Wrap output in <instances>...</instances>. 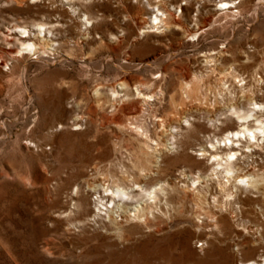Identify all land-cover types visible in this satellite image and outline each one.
<instances>
[{
    "label": "rangeland",
    "instance_id": "1",
    "mask_svg": "<svg viewBox=\"0 0 264 264\" xmlns=\"http://www.w3.org/2000/svg\"><path fill=\"white\" fill-rule=\"evenodd\" d=\"M164 1L177 28L147 33L150 18L140 0H0V264H264L263 197L240 188L221 194L206 177L211 159L199 151L238 129L223 118L225 96L214 88L205 59H216L214 71L233 68L241 77L261 71L264 0H233L239 3L226 9L219 7L223 0ZM37 25L49 30L54 48L12 57L21 47L18 28L34 33ZM193 76L207 99L196 106L178 92ZM135 87L153 97L133 95ZM112 89L120 96L133 91L112 102ZM160 117L164 134L153 121ZM183 118L193 123L186 127ZM140 124L146 135L155 131L173 144L161 152L159 177L181 185L188 180L182 170L200 176L201 185L209 180L208 198L198 207L179 188L161 204L160 218L148 217L144 225L117 216L122 230H115L94 215L96 196L88 185L96 186L144 138L143 129L133 131ZM259 143L241 151L243 169L264 170V140Z\"/></svg>",
    "mask_w": 264,
    "mask_h": 264
},
{
    "label": "bare ground",
    "instance_id": "2",
    "mask_svg": "<svg viewBox=\"0 0 264 264\" xmlns=\"http://www.w3.org/2000/svg\"><path fill=\"white\" fill-rule=\"evenodd\" d=\"M140 2L142 3V5L146 9L145 15L147 14V16H149V18H150V25L148 26V30H144L142 32L148 33L150 31H152L153 28L155 30H157V28H160V27L162 30L163 29H169L171 26L173 28L174 27L177 28V25L175 24V22L172 21L173 16H171V14H170V8L169 7L167 8L165 6L166 4H165L164 0H140ZM235 3H237V2L233 1V0L232 1H224L223 0V2H221L219 7L221 9H226V8L234 6ZM238 3H239V1H238ZM83 21L85 24L88 25L89 21L87 19V16H84ZM17 31H18V33H20V35H22L19 38H17L21 47L12 57H15V55L17 57L18 55H21L24 51H25V53H29V52L32 53L33 51H36L37 49L41 48V49L45 50V48L49 49V47L52 48L53 45H56L55 43L53 44L52 42H48L50 40V37L49 38H47V37L50 35L49 34L50 32H49V30H47V28L44 25H37L36 26V32H34V33H32L29 29H26L25 27H19ZM22 50H23V52H22ZM206 58H209L207 60L205 59L206 66H207L206 68H208L207 63L211 67V68L209 67L210 70H207V71H210L211 74L215 75V76H212V77H214L213 79L215 82L214 88H217L218 91L219 90L223 91V93L221 92L222 93L221 95L225 96V97H223L224 100L221 102L222 103V109L224 108V111L222 110L224 112L223 113L224 115L223 114L222 115L225 117H223V118H229V119H232L238 123V129L228 131L220 139H218V140L215 139L214 141L212 140L213 142L211 141L209 143V146L200 148V150H199L200 155L202 157L207 155V156H209L208 160L211 159V165L212 166L210 168V172L208 173V175L206 177L208 179H211L214 181L216 180L217 182L216 181L215 182L217 183L216 185H218L219 191L221 192V194L224 193L227 197H228V195L232 194L231 188H237V189L240 188L243 191L253 189L254 191H252V190L251 191L256 192V194L258 193V195H261L263 197V200H264V170H262L261 168H260L261 169L260 170L259 168H256V166L255 167L253 166V168H251V169H248V168L243 169L245 167L242 168V166H240V164L238 163V156L241 155V151H246V152L249 151L250 152L251 149H253V147H252L253 145L257 146V144H256L257 141H258V144H260L259 140H264V66L261 67L262 72L260 70H258V68H257V69L252 70L251 73L248 74L247 76L241 77L242 75H239V73L238 74L235 73L237 70L235 69V71H234L233 68L232 69L230 68L228 70V72L226 71V69H224L226 72H223L224 70L220 66H218L220 68L219 69L216 68L217 71H214V68L217 64L216 59L213 58L211 55L210 56L208 55ZM247 61H248V59H247ZM202 76H200L199 78H201ZM195 77L196 76H193V78L189 81H184L183 83L180 82L181 84L179 85V88H178L179 91L178 92H180V96L183 95L182 97H184V99L187 98L190 102H194V104L196 106L197 103L199 105H200V103L203 104L202 102H205V100H207V99L204 98L205 94L203 95L200 92L201 85L199 87V84H198L200 81L198 82L197 81L198 79H196L198 76L196 78ZM206 78H207V76H206ZM140 84H142V83H140ZM151 85H153L152 81H151ZM151 85L149 84V86H151ZM159 86H161V84ZM229 86L231 88L235 87L237 90H235V92L232 91L233 92L232 93L229 90V89H231V88H229ZM124 87H125V85H124ZM140 88H141V85H140ZM202 89H203V87H202ZM122 90H121V92H122ZM127 90H128V88H127ZM127 90L125 92L123 91L124 93L121 94V96H122V98H121V96L116 92L117 90L115 91L112 89L110 91V96L107 99L114 102L115 100L120 101L124 98H127L128 95L130 94L129 92L133 91V90H130L128 92ZM134 90L135 91L133 92L134 93L133 95H135V96L139 95L145 101L151 97V95H147V94L144 95L142 92L140 93V91L138 90L137 87H135ZM233 90H234V88H233ZM97 93L98 92L95 91L96 95H97ZM158 94H160V91ZM217 94H220V93H217ZM172 95H174V94H172ZM131 97H133V96H131ZM152 97H153V95H152ZM172 98L173 97L170 98L169 102L172 106H174V105L176 106L177 103L175 104L174 103L175 101H173ZM145 101H143V102H145ZM216 101H215V103H216ZM242 101L245 102L248 107L242 108V106L244 105V103H242ZM206 103H205V105H201V107H203V106L206 107ZM212 104H213V101H212ZM120 105H121V103H120ZM141 105H143V104H141ZM183 106H185V104ZM207 106H209V104ZM201 107H199V110L202 109ZM210 107H209V109H210ZM170 108H171V106H170ZM206 109H207V107L205 108V110ZM212 109H214L213 106H212ZM218 110H221V108ZM200 112H201V110H200ZM202 112H204V111H202ZM206 112L208 113V111H206ZM210 112H214V111L211 110ZM175 114H176V112H175ZM187 118L189 119V117H187ZM187 118H183L181 121L183 125H186V127H187V125H190V121H191L190 120L188 122ZM213 118L207 117L205 119L206 122L208 123V125H212L213 123L215 124ZM134 119H136L135 116L132 118V120H134ZM154 120H155V124L157 123V125H159V127H160L159 132H162V134H164V131L162 130V128L165 125H167V124H165V119L160 117L159 119L153 118V121ZM157 120H159V121H157ZM175 120H174V122H175ZM217 120H218V118H217ZM131 123H133V122H131ZM216 125H217V122H216ZM129 126H130V124H129ZM141 126H142L141 124L140 125H134L133 127L135 129L133 131L136 132L137 129L140 128ZM169 126H168V128H169ZM146 127L144 126L143 128H140V129L144 130V132L142 133V134H144V138L138 139V140L135 138V140H137L136 144H135L136 146L134 149H131V151L127 154L126 159L118 160L119 162L116 164H113V165L110 164L113 167L111 168V170L107 169L104 172L102 177L104 176L106 178L103 177V178H101V180L99 179L100 181H99V183L96 184V186L94 184L88 185V186L92 187V190L94 189L93 191L95 192L94 194L96 196V198L93 200V202L95 203L94 207L97 204L95 207L96 212L94 215L95 216L99 215L102 218L105 217L107 219V222L110 224V226L114 225V227L112 226V228H114L115 230H118V229L122 230V227L119 225L121 222H119L117 220V216H119L121 219H124L125 221H129V222L134 221L135 223L144 224V225L147 224V221L150 218H152V219H154L156 217L160 218V215H164L163 214L164 212H162V210H161V208H162L161 204L168 205L167 204L168 198H170V195H172V194H170L171 192L173 193V192L178 191L177 193H179L183 189L182 193H184V191L186 192V190H188L193 195L194 200H195L194 202L196 203V205L198 204L200 206L203 202L206 201L205 196H206V198H208L207 194H208L209 185H208L207 181H209V180H206L205 184L201 185L199 183L202 180L200 176H197V177L187 176L184 173V171L182 170V171H180L179 175L182 177H187L188 182L185 181L181 185L178 184L179 182H175L172 184L169 182L166 183L165 179L160 178L161 176L159 177L161 169L163 168V167L161 168V165H162L161 163L164 162L163 160L161 161V158L163 159L166 157V155H165V157H161V152H164V151L166 152L168 150H171V148L173 147V144L172 145L168 144L170 147L167 146L166 142H163V140L161 141V139L159 137H157V135H156L157 133L154 130L151 131V133L154 131L153 134L150 133L153 137H151V135L150 136L146 135V133L149 132L148 131L149 129H146ZM176 127L177 126L175 125V128ZM178 127H182V126L179 125ZM178 127H177V129H180ZM188 127L190 128L191 126H188ZM129 128L132 129L131 126ZM131 129H128V130H131ZM172 129H173V127H172ZM174 132H176V131H174ZM169 138H170L169 139L170 141H168V143L171 144L173 142V141H171L173 136L170 135ZM241 141L245 142V144L241 145ZM240 146H242V147H240ZM259 146L260 145H258V147ZM175 148L177 149L176 146H175ZM176 149H174L175 150L174 152L178 153ZM217 149H219V151ZM261 149H263V147H260V150ZM171 152H173V149ZM255 152L256 151H254L252 154H254ZM168 153L172 154L170 152H168ZM260 154H262V153H260ZM185 155H187V154H185ZM162 156H164V155H162ZM187 157H188V155H187ZM189 157H190V155H189ZM243 158L244 157H242L241 159H243ZM262 158L264 159V155ZM162 172H164V171H162ZM213 176L216 177V179H212ZM218 177H220L221 180L217 179ZM222 179H224V180H222ZM215 182H213V183H215ZM95 187H97V188H95ZM179 188H182V189H179ZM95 189H97V190H95ZM184 189H186V190H184ZM188 191L186 192L187 194L189 193ZM186 193L183 194V196H185ZM248 193H249V191H248ZM168 194H170L169 197H168ZM176 194L173 193V196ZM209 195H211L210 192H209ZM234 196L237 197V195H234ZM234 196H231V197H234ZM173 198H175V196ZM176 198H177V196H176ZM178 198H179V196H178ZM83 199H84L83 200V203H84L83 206L86 207L87 198L85 197ZM226 201H228V200H226ZM170 203H171V201H170ZM206 203H204V204H206ZM236 203H237V201H236ZM208 204H209V202H208ZM166 207H168V206H166ZM121 214H123V216ZM96 217H98V216H96ZM148 217H150V218H148ZM209 217L211 219H214L213 216L206 214V218L209 219ZM104 219H103V221H104ZM150 222L151 221H149V223ZM201 223H203V222H201Z\"/></svg>",
    "mask_w": 264,
    "mask_h": 264
}]
</instances>
